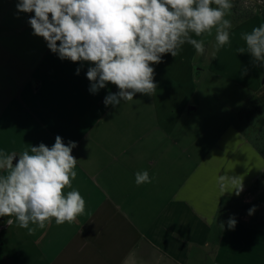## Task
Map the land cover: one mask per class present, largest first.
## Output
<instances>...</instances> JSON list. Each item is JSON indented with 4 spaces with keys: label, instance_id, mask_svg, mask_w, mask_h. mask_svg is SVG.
Listing matches in <instances>:
<instances>
[{
    "label": "crops",
    "instance_id": "0c3cea01",
    "mask_svg": "<svg viewBox=\"0 0 264 264\" xmlns=\"http://www.w3.org/2000/svg\"><path fill=\"white\" fill-rule=\"evenodd\" d=\"M16 5L10 0L0 8V47L26 73L15 72L16 84H6L17 91L0 106V150L51 147L57 135L75 142L72 188L86 207L71 224L53 218L31 235L14 217H0V264H264V203L257 215L248 214L264 194V156L236 127V105L202 107L206 92L195 88L194 78L206 69L195 72L194 47L186 43L176 57L167 54L152 65V96L105 106L117 87L109 83L91 93V65L52 53L33 35L28 20L34 14ZM262 23L264 10L230 31L246 26L250 33ZM243 58L241 66L234 58L218 64L253 96L264 68L252 66L247 78L240 71L253 64L248 53ZM138 171H148L152 182L137 186ZM232 178L242 181L238 196ZM230 217L234 229L227 227Z\"/></svg>",
    "mask_w": 264,
    "mask_h": 264
},
{
    "label": "clouds",
    "instance_id": "9594fccd",
    "mask_svg": "<svg viewBox=\"0 0 264 264\" xmlns=\"http://www.w3.org/2000/svg\"><path fill=\"white\" fill-rule=\"evenodd\" d=\"M215 5V7H213ZM17 11L33 13L28 23L61 60L87 62L86 72L93 94L109 83L117 92L104 98L105 106L117 107L137 94L152 96L157 89L155 69L163 56L176 57L184 44L198 55L206 49L194 39L215 29V47L230 44L233 0H17ZM244 47L255 67L264 68V23L241 33ZM80 69L76 70L78 75ZM247 73L245 68L243 74ZM76 143H64L57 135L49 147L44 143L20 153L0 150V217H14L18 227L34 234L54 218L57 225L71 224L85 211L86 201L72 188L78 160L72 155ZM148 171L135 173V183H151ZM232 183L237 185L236 178ZM223 187V185H222ZM65 188H71L66 194ZM238 196L242 181L235 187ZM256 210L253 206L248 214ZM8 224L13 220L9 219ZM237 221L230 217L227 227ZM31 225V226H30ZM224 228V224H220Z\"/></svg>",
    "mask_w": 264,
    "mask_h": 264
},
{
    "label": "rangeland",
    "instance_id": "374dc122",
    "mask_svg": "<svg viewBox=\"0 0 264 264\" xmlns=\"http://www.w3.org/2000/svg\"><path fill=\"white\" fill-rule=\"evenodd\" d=\"M234 5L237 7V13H235L234 8L231 10V14L227 15L225 18L229 19L232 23V28L238 26L241 21H245L246 19H241V17L250 12L252 9L256 11V13L264 10V0H233ZM10 3V0H0V8L6 6ZM215 7V5L213 6ZM1 17V16H0ZM251 18V17H250ZM246 26H241L236 29L235 33L237 34V38L234 37L235 33H230V44L221 47L219 50L216 49L215 44V29L212 30V35H208L207 33L202 34L205 44V53L204 55H198L196 57V69L195 72L201 71V69H206L204 74L200 76L196 75L194 78V86L197 89L206 92V95L203 96L200 100L202 107L208 104H223L222 102L231 103V105L237 106V112L244 106L246 101L252 97L251 92L240 83H235L233 80L228 79L224 74V72L228 69L220 68L218 62H230L231 60L237 61L241 63L244 60L243 55L237 53V48L244 47L245 42L241 39V33H246ZM235 41V42H234ZM236 55V56H235ZM225 59V60H224ZM253 65H249L247 69V73L243 74V71H240L242 75L250 78L254 73V69L251 70ZM26 73L25 68L19 67L14 61L11 60L7 52L4 51L3 48L0 47V106L4 108L7 105V102L11 98V94L17 91V86L13 89L7 87V83H11L14 86L16 84L15 80H12V75L15 73ZM221 72V74L219 73ZM21 79H19V82ZM244 83V82H243ZM264 84V83H263ZM219 90V91H218ZM223 94H221V93ZM219 93V94H218ZM200 97V96H199ZM240 105V106H239ZM235 111V115L237 113ZM259 128L253 134V139L255 142L262 148L264 147V115L259 123ZM264 203V194L260 196L259 199L253 201L251 203V208L253 206L256 207L255 211H259L261 204ZM241 205V204H240ZM241 208V207H240ZM242 205V213H245V209ZM250 208V209H251ZM259 213V212H258ZM257 212H254L253 215H257ZM264 217V216H263Z\"/></svg>",
    "mask_w": 264,
    "mask_h": 264
},
{
    "label": "trees",
    "instance_id": "16d2710c",
    "mask_svg": "<svg viewBox=\"0 0 264 264\" xmlns=\"http://www.w3.org/2000/svg\"><path fill=\"white\" fill-rule=\"evenodd\" d=\"M263 6L264 5H262V7ZM233 8L235 13H237V7L234 5ZM257 13H259V11ZM257 13L252 9L250 12L248 11V13L238 18H250L255 16ZM263 115L264 84H262L258 92L251 98H249L244 104V106L237 112L235 120L236 127L247 137V139H249L257 147L259 152L264 156V147L261 148L253 139V134L259 128V123L261 122ZM261 178H264V173L262 174ZM260 223L264 225V217L260 220Z\"/></svg>",
    "mask_w": 264,
    "mask_h": 264
},
{
    "label": "water",
    "instance_id": "95a60500",
    "mask_svg": "<svg viewBox=\"0 0 264 264\" xmlns=\"http://www.w3.org/2000/svg\"><path fill=\"white\" fill-rule=\"evenodd\" d=\"M262 82L264 83V76H263V78H262Z\"/></svg>",
    "mask_w": 264,
    "mask_h": 264
}]
</instances>
